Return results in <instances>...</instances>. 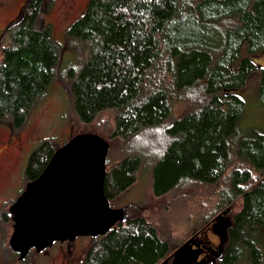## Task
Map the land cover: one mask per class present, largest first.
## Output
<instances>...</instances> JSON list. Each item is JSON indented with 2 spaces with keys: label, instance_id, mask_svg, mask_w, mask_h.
<instances>
[{
  "label": "trees",
  "instance_id": "16d2710c",
  "mask_svg": "<svg viewBox=\"0 0 264 264\" xmlns=\"http://www.w3.org/2000/svg\"><path fill=\"white\" fill-rule=\"evenodd\" d=\"M44 2L28 0L0 37V122L8 119L17 130L25 127L60 63L51 28L37 27ZM66 37L82 52L68 74L78 120L89 124L114 111L110 134L122 140L164 127L169 141L152 166L153 196L182 182L224 185V207L240 198L241 208L220 253L203 264H236L243 251L258 263L256 242L264 241V134L239 130L245 103L237 93L257 75L264 99V66L252 61L264 55V0H89ZM187 93L197 96L196 103L173 118V105ZM53 153L48 141L34 149L26 181L40 175ZM233 159L240 169L231 168ZM141 164L139 155H129L106 169L109 204L136 182ZM172 259L155 227L128 215L125 224L91 239L80 264H172Z\"/></svg>",
  "mask_w": 264,
  "mask_h": 264
},
{
  "label": "rangeland",
  "instance_id": "374dc122",
  "mask_svg": "<svg viewBox=\"0 0 264 264\" xmlns=\"http://www.w3.org/2000/svg\"><path fill=\"white\" fill-rule=\"evenodd\" d=\"M87 1L45 0L42 6L37 27L49 26L51 28L52 38L60 47V63L56 68L54 81L36 101L25 127L18 131L12 130V135L19 133L22 138L24 151L19 154L11 152L7 156H0V264H80L86 249L90 246V238H77L67 246L54 244L42 253L30 252L20 262L9 248L8 242L12 234L13 223L8 211L14 198L23 190L26 179L25 167L29 154L24 162H21L20 157L29 149L31 153L43 141H48L55 151L76 135H97L109 144L106 169L126 156L139 155L142 158V164L136 173V182L113 200L110 207L116 209L127 206L129 217H143L155 227L159 237L169 243L172 255L189 240L193 230L206 222L210 224L213 218L221 213L220 211H228L225 218L231 222L233 215L241 208L240 198L227 208L224 207V190H222L224 185L209 186L197 182H182L176 189L164 196L158 198L153 196L152 166L169 141L165 137L164 127L142 131L131 139L122 140L114 139L110 134L115 117L114 111L100 113L89 124H83L78 120L69 95L68 74L81 60L82 52L76 43L67 39L66 31L85 12ZM25 4L26 0L18 1L20 15ZM6 16L0 13V17ZM4 27H6V20L0 22V31H2L0 37L5 32ZM252 61L255 65L264 66V55H256ZM240 92L237 95L244 101L245 109L239 119V130L245 131L244 133L264 134V99L258 92V76L250 77L246 88ZM196 101L197 96L193 97L191 93L184 94L183 98L173 105V118L183 115ZM4 121H2L3 124L11 125L8 119ZM1 132L2 130H0V135L7 133L6 131ZM235 167L241 168L233 159L231 168ZM208 232H212L209 227L201 232L200 239L217 246L218 238ZM256 246L261 251L260 260L256 264H264V241H257ZM217 251H219L218 248ZM236 264L254 263L248 257V252L243 251Z\"/></svg>",
  "mask_w": 264,
  "mask_h": 264
},
{
  "label": "water",
  "instance_id": "95a60500",
  "mask_svg": "<svg viewBox=\"0 0 264 264\" xmlns=\"http://www.w3.org/2000/svg\"><path fill=\"white\" fill-rule=\"evenodd\" d=\"M108 152L103 138L76 135L56 149L40 175L27 183L8 211L13 223L8 245L19 262L31 251L39 254L55 243H73L77 238L96 239L127 222L128 207L111 208L104 194ZM226 215L224 211L211 222L219 253L230 225ZM195 242L191 237L175 250L172 264L197 263L191 257Z\"/></svg>",
  "mask_w": 264,
  "mask_h": 264
},
{
  "label": "flooded vegetation",
  "instance_id": "af4514ba",
  "mask_svg": "<svg viewBox=\"0 0 264 264\" xmlns=\"http://www.w3.org/2000/svg\"><path fill=\"white\" fill-rule=\"evenodd\" d=\"M18 1L19 0H0V13L7 15L4 18L0 17V22H3L4 20H6V27H4V30L9 25L16 22V19H18V17L20 16V11L18 9L19 8L18 7ZM27 1L28 0H26V3H27ZM72 2H74V0H72ZM75 2H76V0H75ZM88 2H89V0L87 1V4H88ZM16 9H17V11H16ZM0 32H2V31H0ZM0 130H2L1 133H5V131L7 132L6 134L0 135V156L1 157H2V155L7 156L11 152L19 154V153L24 151V142H23L22 138L19 136V133H15V135H12V130L18 131L17 129H14L12 125L3 124L2 122H0ZM30 151H31V149H29L28 151H25L26 153L22 157H20L21 162H24L25 157L28 154L30 156L34 150L31 153H30ZM10 163H12V162H10ZM26 167H27V165H26ZM26 167H25V171H26ZM28 182H30V181H26V179H25L23 190L17 194V196H16V198H14L15 200L12 202V204L16 201V199L18 197H20L22 195V193L24 192L25 187H26ZM127 212H128V209H127ZM220 212L222 213L224 211H220ZM207 227L211 228V230H212V232H208V233H211V234H213V236L215 238H218L217 231H215V229H212V223H210ZM200 235H201V233L197 234V236L195 237L196 242H195V246H193L191 249V257H192V259L196 258L197 263L201 262L203 264L205 261L207 262L211 259L210 257L214 255V252L217 250L220 243H218L217 246L211 245L210 243H207V242L205 243L204 241H202L200 239ZM190 238H188V239H190ZM218 242H219V238H218ZM55 244H59V243H55ZM68 244L69 243L66 242L63 244H59V246H64V245L67 246ZM61 251L63 253L62 248H61ZM31 252H33V251H31ZM16 257H17V255H16ZM211 260H213V259H211ZM172 262H173V259H172Z\"/></svg>",
  "mask_w": 264,
  "mask_h": 264
}]
</instances>
